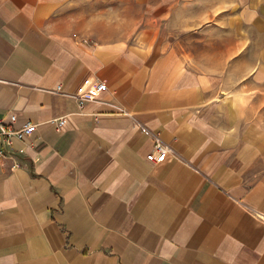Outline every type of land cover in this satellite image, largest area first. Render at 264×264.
<instances>
[{
  "label": "crops",
  "instance_id": "obj_1",
  "mask_svg": "<svg viewBox=\"0 0 264 264\" xmlns=\"http://www.w3.org/2000/svg\"><path fill=\"white\" fill-rule=\"evenodd\" d=\"M147 1L133 32L123 0H0V119L35 125L0 159V264H264V0ZM167 20L233 44L195 62Z\"/></svg>",
  "mask_w": 264,
  "mask_h": 264
},
{
  "label": "rangeland",
  "instance_id": "obj_2",
  "mask_svg": "<svg viewBox=\"0 0 264 264\" xmlns=\"http://www.w3.org/2000/svg\"><path fill=\"white\" fill-rule=\"evenodd\" d=\"M125 2H128V5L125 6L123 9H120L119 12H123L124 18H126L127 22H128V26L124 25V28H129L130 30H132L133 28V32L137 31L138 27L141 26H134L135 22H137L138 18H141L145 16V17H154V10L152 7L150 6H146V9H144V7H140L138 6V1L139 0H123ZM152 0L147 1V3L151 4ZM115 14L118 12H114ZM113 15V14H111ZM116 15H120V14H116ZM114 19H116V17H113ZM149 18H147L148 20ZM211 26V25H209ZM209 26H203V25H194V29H198V31L201 28H205V27H209ZM156 26L152 25L151 28H154ZM186 26H180V25H175L173 23L168 24V20L167 23L163 22V24H158L157 28H160V34L161 36H165V41L164 43L167 44L168 47H172L175 46L176 48H179L180 50H188V52H190L192 59L195 60V62H199V63H206L209 62L214 58V55L217 51L218 48L220 47H229L231 46V44H233L234 41V29L233 26H227L226 27V40H225V44L222 45V42L218 41V34L217 32H213L210 31L209 33H204L203 36L205 38H207L208 40L205 41H199L197 40V37H200V33L198 34V31H187L185 29ZM213 26H211V30ZM201 38V37H200ZM209 54V57H208ZM248 59V58H247ZM239 75V74H238ZM261 78H259L260 80ZM261 81L264 82V80L262 79ZM248 94V93H247ZM259 98V103H261V101L264 102V89L259 90L258 92V96ZM258 112H259V116L260 114L263 116L262 118H264V104L259 105L258 107ZM258 126L260 128H264V120H262L259 117V120H257Z\"/></svg>",
  "mask_w": 264,
  "mask_h": 264
},
{
  "label": "built area",
  "instance_id": "obj_3",
  "mask_svg": "<svg viewBox=\"0 0 264 264\" xmlns=\"http://www.w3.org/2000/svg\"><path fill=\"white\" fill-rule=\"evenodd\" d=\"M95 89L97 91L104 90V83H99ZM77 98L79 100L80 108L84 106L85 101L93 100V96L88 94L77 96ZM14 121V116L10 117L9 123H6L4 120L0 119V159L4 158L7 155V147H10L12 139L16 138L22 140L25 137L29 136L35 130L34 124H25L18 129H14L12 127ZM54 121L57 125V128H60L63 125V119H58ZM140 129L144 135L151 136L154 142L152 152L146 156V159L148 161L158 162L160 158L169 155L172 152L170 147L161 141L158 134L151 133L150 130L143 126H141ZM155 153H157L159 156L156 157Z\"/></svg>",
  "mask_w": 264,
  "mask_h": 264
}]
</instances>
